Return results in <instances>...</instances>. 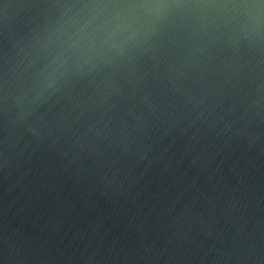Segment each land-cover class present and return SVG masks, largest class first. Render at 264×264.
<instances>
[{
	"label": "water",
	"instance_id": "water-1",
	"mask_svg": "<svg viewBox=\"0 0 264 264\" xmlns=\"http://www.w3.org/2000/svg\"><path fill=\"white\" fill-rule=\"evenodd\" d=\"M0 264H264V0H0Z\"/></svg>",
	"mask_w": 264,
	"mask_h": 264
}]
</instances>
